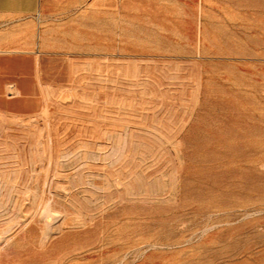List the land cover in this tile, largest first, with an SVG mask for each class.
<instances>
[{"label":"rangeland","instance_id":"rangeland-1","mask_svg":"<svg viewBox=\"0 0 264 264\" xmlns=\"http://www.w3.org/2000/svg\"><path fill=\"white\" fill-rule=\"evenodd\" d=\"M35 1L0 264H264V0Z\"/></svg>","mask_w":264,"mask_h":264},{"label":"crops","instance_id":"crops-1","mask_svg":"<svg viewBox=\"0 0 264 264\" xmlns=\"http://www.w3.org/2000/svg\"><path fill=\"white\" fill-rule=\"evenodd\" d=\"M35 0H0V72L19 74L36 48ZM3 85V74H1ZM12 85L18 88L16 84ZM7 85V86H8ZM21 90V89H20Z\"/></svg>","mask_w":264,"mask_h":264}]
</instances>
